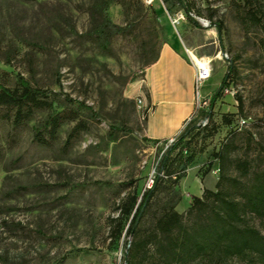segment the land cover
Here are the masks:
<instances>
[{"label":"rangeland","instance_id":"374dc122","mask_svg":"<svg viewBox=\"0 0 264 264\" xmlns=\"http://www.w3.org/2000/svg\"><path fill=\"white\" fill-rule=\"evenodd\" d=\"M118 1L109 9L112 21L139 24L131 35L113 40L111 57L84 37L94 0H0V83L15 87L20 74L33 87L47 90L56 105L69 96L92 109L81 111L87 131L68 153L65 141L75 123L64 125L58 141L43 148L34 143V128L49 111L38 112L20 130L0 120V264H126L131 239L113 243L110 218L129 191L137 189L142 197L151 178L163 175L161 164L171 148L144 136L132 89L167 31L176 39L182 31L173 29L160 2L147 8L140 0ZM188 1L206 17L215 11L214 20L223 25L207 35L200 25L187 22L201 47L195 54L212 60L213 74L199 91L211 94L210 100L220 87L229 61L218 59L219 52L230 61L240 56V79L217 102L213 123L206 121L208 106L199 111L194 132L174 153L178 160L196 156L180 182V213L193 196L215 190L217 165L205 176L207 164L242 119L247 121L244 130L264 144V47L260 35L247 36L237 19L242 0ZM164 5L170 14L181 10L173 0ZM237 95L243 98V113Z\"/></svg>","mask_w":264,"mask_h":264},{"label":"trees","instance_id":"16d2710c","mask_svg":"<svg viewBox=\"0 0 264 264\" xmlns=\"http://www.w3.org/2000/svg\"><path fill=\"white\" fill-rule=\"evenodd\" d=\"M114 2L119 1L94 0L90 7L91 28L84 34L111 57L115 56L113 40L131 35L139 24L138 20L125 25L114 23L109 15ZM173 2L186 11L187 22L199 27L190 16L194 13L216 23L220 31L223 28L222 23L213 18L215 11L206 17L188 0ZM139 3L153 7L146 6L143 0ZM237 19L247 36L260 35V45L264 47V0H242ZM160 48L154 59L145 65L142 78L145 70L158 60ZM238 59L239 55L229 62L220 87L208 102L207 124L213 123L217 102L240 79ZM236 100L239 112L243 113L242 96L237 95ZM55 101L51 100L47 90L33 87L17 74L15 87L0 83V120L11 124L14 130H20L29 125L38 112L49 111L47 119L34 128V143L43 148H51L58 141L64 125L75 123L65 141L64 152L68 153L87 131L86 124L80 119L81 111L92 109L85 102L69 96L63 104L56 105ZM199 111L191 117L163 159L160 168L163 175L156 176L154 186L142 197L137 189L129 191L120 199L117 215L110 218L112 242H119L124 236L131 239L126 249V264H264V144L254 132L244 130L245 119L228 132L218 150L211 154L205 176L217 165L215 190L204 189L201 196L192 197L184 213L177 210L182 200L180 182L187 176L196 156L178 160L174 153L194 132ZM139 116L146 125L148 109ZM225 122L228 126L233 125L231 119H225ZM214 133L215 130L211 136Z\"/></svg>","mask_w":264,"mask_h":264},{"label":"crops","instance_id":"0c3cea01","mask_svg":"<svg viewBox=\"0 0 264 264\" xmlns=\"http://www.w3.org/2000/svg\"><path fill=\"white\" fill-rule=\"evenodd\" d=\"M179 29L182 31L179 39L172 30L167 31L158 60L145 70L144 77L132 89L134 99L141 98L148 109L144 136L160 143L178 136L187 120L198 112L195 69L185 48L195 52L201 47L194 43L187 22ZM205 31L207 35L215 34Z\"/></svg>","mask_w":264,"mask_h":264},{"label":"built area","instance_id":"2783aa9c","mask_svg":"<svg viewBox=\"0 0 264 264\" xmlns=\"http://www.w3.org/2000/svg\"><path fill=\"white\" fill-rule=\"evenodd\" d=\"M143 2L146 6H154V4L156 2H160L162 4L165 12L168 14V16L170 18L171 25L176 32L179 31L180 25L183 22H187L188 17H187L186 11L179 10L178 12L170 14L168 12V10L166 9V6L164 5V0H143ZM190 16L194 20H196L202 28H204L206 30L215 31L216 28H218V26L215 23L211 22L210 20H208L206 18H200V17L196 16L194 13H190ZM185 52L189 56L190 62L195 69V83H196V90H197V111H199V110L208 106V102H209V100L207 99L208 97L207 98H201L200 93H199V89H200V86L204 82L209 80L212 76V71H213L212 60L209 58H206V57L198 56L197 54H195V52L189 50L188 48H185ZM217 58L220 60H227L230 62L227 53L219 52L217 55ZM136 104H137V108H138L139 113H142L146 109L145 104L141 98L136 99ZM190 121H191V118H189L187 120V122L185 123V126L183 127V130L185 129L186 125ZM183 130H181V132L179 133L178 136L171 138L165 142L166 148L172 147L178 141V137L181 135ZM160 144H162V143H160ZM215 173H217V172H215ZM155 178H156V176L154 178H151L150 183H149V189H151L154 186Z\"/></svg>","mask_w":264,"mask_h":264},{"label":"bare ground","instance_id":"6f19581e","mask_svg":"<svg viewBox=\"0 0 264 264\" xmlns=\"http://www.w3.org/2000/svg\"><path fill=\"white\" fill-rule=\"evenodd\" d=\"M211 32V31H210Z\"/></svg>","mask_w":264,"mask_h":264}]
</instances>
